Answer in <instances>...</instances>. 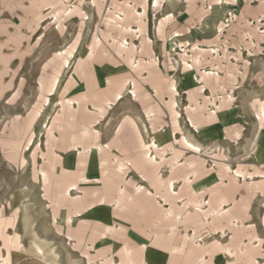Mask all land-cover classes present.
I'll return each instance as SVG.
<instances>
[{
	"label": "rangeland",
	"instance_id": "obj_1",
	"mask_svg": "<svg viewBox=\"0 0 264 264\" xmlns=\"http://www.w3.org/2000/svg\"><path fill=\"white\" fill-rule=\"evenodd\" d=\"M205 70L219 76L204 77L199 102L202 95L215 99L206 111L219 115L224 100L221 110L228 111L227 121L205 123L208 137L187 112L192 77ZM117 88L122 97L93 118L99 137L82 134V112L71 120L79 163L59 147L53 153L59 142L47 145L49 130L58 135L69 126L62 109L68 99L86 98L93 110ZM261 105L264 0H0V264H248L226 247L258 245V238L253 254L264 264V157L248 154L258 151L264 133L256 117ZM164 130L168 139L160 141ZM183 135L211 149L196 154ZM90 143L105 149L88 154L83 147ZM192 169L186 188L183 177ZM221 197L231 214L206 219L192 204L201 199L206 210ZM104 200L120 207L112 217L100 210ZM90 205L96 213L88 214ZM82 212L87 224L69 229L65 218L81 222ZM32 240L46 246L45 258Z\"/></svg>",
	"mask_w": 264,
	"mask_h": 264
},
{
	"label": "crops",
	"instance_id": "obj_2",
	"mask_svg": "<svg viewBox=\"0 0 264 264\" xmlns=\"http://www.w3.org/2000/svg\"><path fill=\"white\" fill-rule=\"evenodd\" d=\"M169 17H171V16L169 15ZM119 19L123 20L124 18L122 16H120ZM174 35L175 36H180L181 33L178 32V33H175ZM146 40H147V44L151 45L152 40L150 38H147ZM96 42L99 43V40H97ZM123 47H125V48L128 47L126 42L123 43ZM150 48H151V46H150ZM131 49H133V52H135L134 49L137 50L138 46H133ZM210 50L212 52H215V53L217 51L216 49H210ZM94 52H95V48L91 46L89 48V50H88L89 55L90 56L93 55ZM133 52H132V55H130V63L134 64V66L137 67V66H139L140 62L137 61L135 53H133ZM62 54H63V52L60 51L58 55L61 56ZM197 61H201V60L197 59ZM67 62H68V59L66 58L65 59V63H67ZM191 67H189L188 64H187V69L190 70ZM206 72L207 71L205 70L204 71L205 74H203L201 77L198 76L197 74H194V76L192 77L193 78V85L192 86H193L194 91H192V92L190 91L189 92V96L191 97V100L194 101V103L191 104L187 108V112L190 114L189 117H190V123H191L192 127L196 130V132L200 136H203V137H208L209 136V135H207L209 133H207V131H205V127H204L205 123L207 124V123H209L211 121H214V120L217 119V117H219L223 121H227L228 120V116H227V112L228 111H222L221 110V109H223L222 108L223 107L222 103L224 102V100H223V102L220 105H218V108L220 109V114L219 115H216L217 114L216 111H214L213 114H211L210 111H209L210 113L206 111L208 109L209 104H216L215 99H211V98H208V97H205L204 95H202V101L199 102V96L198 95H199V93H202L205 90V85L202 84V81H203L204 77L205 76H209V77H217V76H219L218 71H216V73H213V74H206ZM195 76H197L200 79V83L194 79ZM130 82H131V85H132L131 93L133 94V97L136 100L138 98V94H137V90H136L137 86H138V83L136 82L135 79L131 80ZM55 86H56V80L52 84V86L50 87L49 91H52ZM40 87L44 88V83L43 82L40 83ZM120 89L121 88H117L113 92L114 99H112V100H108V99L107 100H103V99L99 98V100L97 102L92 103L93 110L89 108V106H88L89 102L86 101V98L84 100H82V99H68L66 107L63 106L62 109L66 110L68 112V114L70 115V117H71L69 122H67L69 126H67L66 124L60 126L61 133L58 134L59 136L56 135L55 133H53L52 127H50V130H49L50 133H49V137H48V140H47V145H52V141H56L57 140V142H59V146H54V145L51 146V148L53 149V153H56L55 149H56V147L57 148L59 147L60 149L65 151V153L68 155L67 157H68L69 160H72V158H74V156H75L74 160H78V163H79L80 156L77 153H81L79 151L80 142L77 139L78 136L75 135V126H74V122H76L77 119H79L76 116V113L80 111L83 114L81 116V118L79 119L80 120L79 123H81L80 131L82 132V134L87 139H93L95 137H99V135H98L99 131L95 130V128L92 127V124L94 123L95 119H96L95 121H97V118L103 117L105 115V113L107 111V107H110L113 101H116V99L122 97V91H120ZM172 89L175 90V91L177 90V88L175 87V84H173V88ZM150 98L151 97H149V99ZM232 98H233L232 94H229L226 97L227 101H229V102H231ZM171 104L175 105V100H173ZM228 104H230V103H228ZM230 112H231V110H230ZM39 113H40V109L36 111V117L39 115ZM151 113H152V111H148L147 112V115H148V118H149L150 121L152 120V118H151L152 114ZM90 117L92 119H89ZM256 117L259 120V123L261 125H264V120H263L264 119V105L260 106V110L258 111ZM93 118H95V119H93ZM74 119H75V121L72 122ZM174 123H176V124L179 123L178 116H174ZM120 128H121V126L119 127V129ZM161 135H165V136L162 137ZM161 135L158 136L160 141H164V140L168 139V133L166 132V130H164L161 133ZM184 138L189 140L191 143L199 146V150L196 151V150L188 148L185 145V143H184ZM182 143H183V145L186 148L192 150L196 154H201L202 151L205 152V151H208L209 149H211V148L205 147L200 142L195 140L192 135H189V137L186 136V135H183L182 136ZM256 144L259 147L258 151L249 152L248 154H249V156L251 158L260 159V158L264 157V133H261L257 137ZM83 148H84L85 152L88 153V154H90L92 152H97V151L101 152V151H103L105 149V147H103V145H101V144H91V143L86 145ZM76 157H78V159ZM203 163L204 162L201 161L202 166H204ZM191 165H192V162L188 166L190 167ZM121 166H122V164H121ZM181 166L182 165L173 166L172 169H175V168L177 169V167H181ZM119 167H120V164H119ZM120 170H122V169H120ZM191 173H192V175L191 174H189V175L187 174V175H185L183 177V186L186 187V188H192V186H193V182L194 181L192 179V176L195 175L196 170L192 169ZM235 173L238 174V175H242V171L240 172V170L239 171L236 170ZM249 174L252 176L251 173H249ZM248 175L245 178H249ZM244 176H245V174H244ZM46 178H47V173H46L45 179ZM232 178L234 180L231 183H236L237 180H238V177H235L234 175H232ZM88 179H89V177L85 176L84 178L81 179V181H87ZM95 181L98 183L99 179H95ZM206 186H208V184ZM69 188L70 189H76L78 187H77L76 184H71ZM69 188L67 189V193L69 195H71V193L69 192ZM210 188H217V187L213 186V187H210ZM104 201L105 202L103 203V206L100 207V210H105L106 212L109 213L110 217H112L113 216V212H116V210H119L120 207H119V205H117V201L114 202V203L109 202V201L106 203V200H104ZM225 201L226 200L223 197H221L219 206H217V207L209 206V208L206 209V210L203 209L202 200L201 199L192 200V204L195 205L194 208L196 210H199V211L203 212V217H206V219H207L210 215L211 216H215V217H219V216H222V215H225V214H228V215L231 214L232 213V211L230 210L231 206L229 205L228 208L223 206V202H225ZM81 208L82 207H80L77 210V212H81ZM87 210H88V214L96 213L97 212V206L96 205H90L87 208ZM53 212H54V214H53L54 222L57 223L59 221L58 214H57L56 211H53ZM80 216H82V218H83L81 220V222H76L77 220H74L73 217H71V216L69 218H65V219H66V222L69 224V226H70V224H79V223L81 224V226H85V224H87V217L84 215L83 212L80 213ZM71 227L72 226H70L69 229ZM58 228H61V226L58 225ZM66 228H68V227H66ZM75 229H76V226H75ZM121 229H122V227H121ZM107 231L113 233V230L111 229V226L107 228L106 232ZM86 235L84 237H79L78 239L79 240H86L87 238H89ZM255 237L258 238L257 236H255ZM251 238H253V237H251ZM258 240H259L258 245H256L252 241H249L248 243H244L242 246L240 245L237 248H231V247L228 246V247H226V251L229 254H231L232 256L236 257V258L241 257V256H247V258L245 259V262L248 263V264H259V261L256 259V256L253 254L254 251H256L257 249L259 250L261 248V240L259 238H258ZM123 248H124V251L127 254H130L131 250H130V248H128L127 245H125Z\"/></svg>",
	"mask_w": 264,
	"mask_h": 264
},
{
	"label": "bare ground",
	"instance_id": "obj_3",
	"mask_svg": "<svg viewBox=\"0 0 264 264\" xmlns=\"http://www.w3.org/2000/svg\"><path fill=\"white\" fill-rule=\"evenodd\" d=\"M206 74H213V72H211V71H208V72H206ZM194 79L196 80V81H198L199 83H200V79L197 77V76H195L194 77ZM263 116V115H262ZM261 116V117H262ZM264 120V119H263ZM184 143H185V145L188 147V148H190V149H193V150H196V151H198L199 150V146H197V145H195V144H193V143H191L189 140H187L186 138H184ZM171 186H173L172 184H171ZM33 241V240H32ZM42 244V243H41ZM40 243H38L37 241H33V243H32V245L34 246V248H35V250H36V252H37V254H39V255H42L43 257H44V255H45V251H44V248L46 247H43V245H41ZM53 251V250H52ZM48 253V252H47ZM48 254H46V256H47ZM41 256V257H42ZM45 258V257H44ZM46 260V259H45ZM93 262H95V261H93ZM57 264V263H56Z\"/></svg>",
	"mask_w": 264,
	"mask_h": 264
}]
</instances>
